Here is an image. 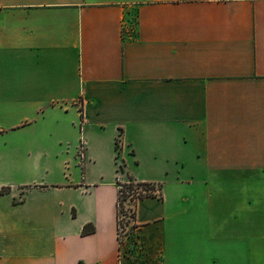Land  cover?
<instances>
[{
    "label": "crops",
    "instance_id": "0c3cea01",
    "mask_svg": "<svg viewBox=\"0 0 264 264\" xmlns=\"http://www.w3.org/2000/svg\"><path fill=\"white\" fill-rule=\"evenodd\" d=\"M4 134L66 180L0 184V264H264V0H0Z\"/></svg>",
    "mask_w": 264,
    "mask_h": 264
},
{
    "label": "rangeland",
    "instance_id": "374dc122",
    "mask_svg": "<svg viewBox=\"0 0 264 264\" xmlns=\"http://www.w3.org/2000/svg\"><path fill=\"white\" fill-rule=\"evenodd\" d=\"M20 138L13 135H0V184H51L66 180L61 173L56 157V142L48 140L42 142L45 150L33 148L30 152L23 149L18 151ZM32 144L36 142L32 141ZM69 173V172H68ZM70 177V176H69ZM68 179V178H67ZM126 212L121 221V239L123 254L133 255L137 245L131 243L134 238L132 225L133 202L124 200ZM132 233V234H131ZM131 234V235H129Z\"/></svg>",
    "mask_w": 264,
    "mask_h": 264
},
{
    "label": "trees",
    "instance_id": "16d2710c",
    "mask_svg": "<svg viewBox=\"0 0 264 264\" xmlns=\"http://www.w3.org/2000/svg\"><path fill=\"white\" fill-rule=\"evenodd\" d=\"M117 184L119 186V200H118V220L119 224L121 225L120 217L123 214H127L126 212V206L124 204V200H130L133 202V213H132V229H133V236H135L136 228L138 227V224L135 222V210H136V205L137 202L140 199H143L148 196H152L155 194V188L156 185L150 182H141L138 181L132 177H130L129 182H123L120 177L117 179ZM7 188L0 189V193H6ZM94 231V228L92 227L91 229L86 228L84 230L85 233H88ZM121 233V232H120ZM131 233V234H132ZM129 234V235H131ZM120 242L122 244V239H121V234L119 235Z\"/></svg>",
    "mask_w": 264,
    "mask_h": 264
},
{
    "label": "built area",
    "instance_id": "2783aa9c",
    "mask_svg": "<svg viewBox=\"0 0 264 264\" xmlns=\"http://www.w3.org/2000/svg\"><path fill=\"white\" fill-rule=\"evenodd\" d=\"M78 155L80 157V160L82 161L84 156H85V142L82 140L78 146ZM116 160H117V168H118L119 177L122 179L123 182H129L130 177L127 176V174H126L124 162L120 159L119 155H117ZM124 216H125V214L121 215L120 221L123 220ZM120 232H121V225L119 224V234H120Z\"/></svg>",
    "mask_w": 264,
    "mask_h": 264
}]
</instances>
